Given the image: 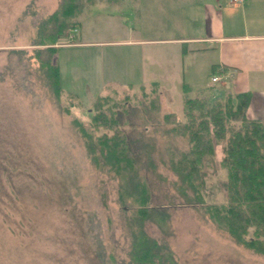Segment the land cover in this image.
Wrapping results in <instances>:
<instances>
[{
  "label": "rangeland",
  "instance_id": "obj_1",
  "mask_svg": "<svg viewBox=\"0 0 264 264\" xmlns=\"http://www.w3.org/2000/svg\"><path fill=\"white\" fill-rule=\"evenodd\" d=\"M205 1L214 2L87 4L80 24L65 29L54 44L62 45L54 58L62 84L58 98L33 54L39 23L63 0H0V264H134L137 205L131 199L122 204V178L91 161L82 127L96 136L117 132L126 139L155 207L140 225L160 245L162 260L156 264H264V255L187 204L171 167V159L189 149L176 126L188 119L186 100L203 104L195 108L199 114L230 95L219 88L186 95L184 72L191 57L201 66L196 83L211 80L209 55L186 57L183 50L192 45L179 40L206 33ZM96 104L103 115L94 120ZM172 113L181 119H169ZM240 124L231 121L228 127ZM229 135L215 145L216 165L203 168L206 203H227L228 170L217 157H224ZM164 214L167 219L160 220Z\"/></svg>",
  "mask_w": 264,
  "mask_h": 264
},
{
  "label": "trees",
  "instance_id": "obj_2",
  "mask_svg": "<svg viewBox=\"0 0 264 264\" xmlns=\"http://www.w3.org/2000/svg\"><path fill=\"white\" fill-rule=\"evenodd\" d=\"M98 1L86 0L85 3L84 0H63L60 8L38 25L37 39L34 42L38 47L33 56L38 62L37 70L41 78L54 97L59 98L62 92L60 66L54 59L60 46L54 44L65 29L80 24L81 20L77 18L84 13L87 4L93 5ZM16 52L23 54L26 50ZM215 70L216 66L213 67V71ZM251 100V92L229 95L223 104L195 114V108L202 107L203 104L195 99H187L185 106L188 119L186 122L176 123V126L186 135L189 149L173 157L171 167L179 175L181 184L178 189L186 197L188 205L200 207L219 230L227 232L239 244L264 255V120L248 116ZM98 104L94 120L103 115ZM67 112L71 114L70 110ZM171 116L175 122L177 115L172 113L168 116L169 119ZM231 121L241 124L237 128L228 127ZM75 122L78 123L76 120ZM87 129L82 127L80 132L85 139L91 161L97 166L105 167L115 177L122 178L119 185L122 204L131 199L137 205L136 228L131 230V255L134 264H156V260H162L156 251L160 245L151 240L140 225L153 216L155 207L151 205L148 184L139 179L136 160L130 154L126 139L117 132L112 136H96ZM228 132L230 135L221 160V166L228 170L225 182L227 203H206L203 196V177L206 173L203 168L216 163L215 145L226 139ZM188 189L192 191V196L188 195ZM166 219L167 215L164 214L160 220ZM251 229L252 236L247 238Z\"/></svg>",
  "mask_w": 264,
  "mask_h": 264
},
{
  "label": "crops",
  "instance_id": "obj_3",
  "mask_svg": "<svg viewBox=\"0 0 264 264\" xmlns=\"http://www.w3.org/2000/svg\"><path fill=\"white\" fill-rule=\"evenodd\" d=\"M203 10L204 20L208 22L207 31L204 35L179 39L184 44L192 45L191 51L184 47L183 55L191 57L207 53L212 60L207 64L212 75L226 68L232 76L230 80L221 83H213L210 77L207 83H196V75L201 66L193 56L188 59L191 61L184 72V85L190 90L186 95L196 90L194 96L189 97L194 98L201 90L208 88H219L232 96L251 92L248 116L264 120V0H244L241 3L232 0H214L212 3L205 1ZM194 43L201 46L193 47ZM151 82L159 84L156 80ZM222 157L217 158L221 161Z\"/></svg>",
  "mask_w": 264,
  "mask_h": 264
},
{
  "label": "built area",
  "instance_id": "obj_4",
  "mask_svg": "<svg viewBox=\"0 0 264 264\" xmlns=\"http://www.w3.org/2000/svg\"><path fill=\"white\" fill-rule=\"evenodd\" d=\"M244 0H232V2H237V3H241ZM232 76V74L229 71H220L218 73H215L211 80L212 82H222V81H226V80H230V77Z\"/></svg>",
  "mask_w": 264,
  "mask_h": 264
}]
</instances>
